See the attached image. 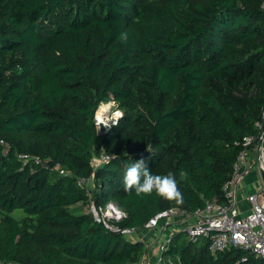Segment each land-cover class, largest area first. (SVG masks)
Instances as JSON below:
<instances>
[{
    "label": "trees",
    "instance_id": "1",
    "mask_svg": "<svg viewBox=\"0 0 264 264\" xmlns=\"http://www.w3.org/2000/svg\"><path fill=\"white\" fill-rule=\"evenodd\" d=\"M107 101L124 114L100 134L95 114ZM263 107L264 0H0V139L9 146H0V264H138L142 243L76 206L113 203L124 213L113 224L137 230L169 208L191 215L224 203L243 138L258 143ZM102 151L110 161L93 168ZM141 158L154 175L174 174L182 204L124 191L126 167ZM90 177L93 189L79 184ZM208 246L182 229L166 256L264 264Z\"/></svg>",
    "mask_w": 264,
    "mask_h": 264
},
{
    "label": "built area",
    "instance_id": "2",
    "mask_svg": "<svg viewBox=\"0 0 264 264\" xmlns=\"http://www.w3.org/2000/svg\"><path fill=\"white\" fill-rule=\"evenodd\" d=\"M110 102L114 104V102ZM97 116L98 113L96 112L95 125L96 130L99 131ZM255 141V137L243 138V149L238 154L232 167L231 179L222 188L224 203L217 200L207 201L203 207L197 208L191 214L195 219L194 222L183 228L187 240L192 243L198 242L199 239H207L209 241L208 249L212 254L236 248L264 260V186L262 182H260L256 192L247 194V208L245 210H241L237 201L238 186L243 178L252 172L255 166H257L259 174L264 169V132L262 130L258 137V143L253 147L254 156H252L250 149ZM0 146L3 154L9 152L8 144L2 139H0ZM19 158L24 164L31 161V157L28 155H19ZM32 160L39 163L38 158H32ZM96 161V167L103 165L110 161V155L102 151L96 157ZM61 173L65 175L64 171H61ZM78 181L81 186L87 187L85 179H79ZM91 210L95 221L102 222L107 228L120 231L127 236L135 232V230L130 229L119 230V228H113L104 216L98 215L94 205L91 206ZM99 210L114 222L124 217V213L111 203L103 211L101 208ZM184 214L188 215L179 209L169 208L152 217L146 223L145 228L165 230L169 226L168 221L170 219L175 218L177 215L184 216ZM162 225L163 227H161ZM171 239L172 235H169L159 244L154 261H148L144 258L140 264H172V261L166 256Z\"/></svg>",
    "mask_w": 264,
    "mask_h": 264
},
{
    "label": "clouds",
    "instance_id": "3",
    "mask_svg": "<svg viewBox=\"0 0 264 264\" xmlns=\"http://www.w3.org/2000/svg\"><path fill=\"white\" fill-rule=\"evenodd\" d=\"M121 39L126 40L127 34L122 33ZM123 113L117 112L114 116L101 115L97 119V127L101 125L110 127L117 125ZM147 162L141 158L132 162L126 167L123 183L124 191L132 193L136 196L151 195L153 192L168 201H174L176 204L183 203V193L178 187L177 181L173 173L167 175H154L146 166ZM181 178H187V173L183 170L180 172Z\"/></svg>",
    "mask_w": 264,
    "mask_h": 264
},
{
    "label": "crops",
    "instance_id": "4",
    "mask_svg": "<svg viewBox=\"0 0 264 264\" xmlns=\"http://www.w3.org/2000/svg\"><path fill=\"white\" fill-rule=\"evenodd\" d=\"M92 163L93 164L91 165L93 168L96 167V158L95 160H92ZM255 180H257V175H255V172H250L243 178L238 186L237 201L242 211L247 208L246 194H252L254 192V189L252 188L253 185H255L256 190L258 188L256 183L257 181L255 182ZM194 220L195 219L192 216L179 217L177 219L172 218L169 226L163 231L159 228L148 229L144 227L142 229L135 230L133 235L127 236L131 241L142 243L144 246V253L138 264H140L144 258H146L148 261H154L156 249L158 248L159 244L167 236L173 235L182 230L187 225L192 224Z\"/></svg>",
    "mask_w": 264,
    "mask_h": 264
},
{
    "label": "rangeland",
    "instance_id": "5",
    "mask_svg": "<svg viewBox=\"0 0 264 264\" xmlns=\"http://www.w3.org/2000/svg\"><path fill=\"white\" fill-rule=\"evenodd\" d=\"M101 108L103 109V108H107V111H106V114L105 115H107V116H114L117 112H121V113H123L124 114V112H123V110H121L115 103L113 104V103H111L110 101H107V102H104V103H102L99 107H98V109H97V113L101 110ZM123 117V116H122ZM120 119H122V118H120ZM120 119H119V121H120ZM101 126H103V125H101ZM114 126H116V125H112V126H110V127H105V126H103L104 127V129H105V131L104 132H106L107 130L106 129H108V131L112 128V127H114ZM100 129V128H99ZM98 131V130H97ZM99 133H100V130L98 131ZM252 151V156H254V153H253V148H251L250 149V152ZM93 160H95V157H94V159ZM91 164H93V163H91ZM252 172L254 173L255 172V175H257V180H255V182L257 183V186H259L260 185V182H261V180H260V174H259V172H258V170H257V166H255L254 168H253V170H252ZM91 177H92V175H91ZM91 177H90V179H86V181H87V186L90 188V189H93V187H94V184H93V179H91ZM254 186V187H253ZM252 186V188L254 189V192H256V189H255V185H253ZM246 196H247V194H246ZM111 204H113V203H111ZM82 204H80V205H78V206H76V207H80L84 212H88V213H91L92 215H93V213H92V210H91V206L92 205H94L92 202H90V203H87L85 206H81ZM114 206H116L115 204H113ZM106 207V206H105ZM105 207L104 208H101L102 209V211L105 209ZM96 210H97V212H98V215H100V216H104V218L106 219V221L108 220V222H109V224L111 225V227H113V228H117V226L115 225V224H113V221H111V220H109L106 216H105V214H103V212H101L99 209H97L96 208ZM14 218H16L17 220H21V219H23V218H25L26 217V214L24 213V212H22V211H15V212H13L12 214H11ZM190 217V216H192V215H185L184 214V216L183 215H177L175 218L177 219V218H179V217ZM174 218V219H175ZM170 221H171V219H170ZM170 221H168L169 223L168 224H170ZM161 227H163V225L161 226ZM165 227V226H164ZM160 230H162L161 228H159ZM163 231V230H162ZM134 234V232H132V233H130V235L129 236H131V235H133ZM167 237H169V236H167Z\"/></svg>",
    "mask_w": 264,
    "mask_h": 264
},
{
    "label": "water",
    "instance_id": "6",
    "mask_svg": "<svg viewBox=\"0 0 264 264\" xmlns=\"http://www.w3.org/2000/svg\"><path fill=\"white\" fill-rule=\"evenodd\" d=\"M106 130L108 131V129H106ZM261 130H262V132H264V107H263V110H262ZM104 131H105L104 127L100 126V134L105 133ZM260 180H261V182H262V184L264 186V169H262L260 171Z\"/></svg>",
    "mask_w": 264,
    "mask_h": 264
},
{
    "label": "bare ground",
    "instance_id": "7",
    "mask_svg": "<svg viewBox=\"0 0 264 264\" xmlns=\"http://www.w3.org/2000/svg\"><path fill=\"white\" fill-rule=\"evenodd\" d=\"M106 111H107V108H101V110L98 112V118L103 114V115H105L106 114Z\"/></svg>",
    "mask_w": 264,
    "mask_h": 264
}]
</instances>
